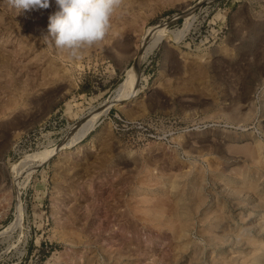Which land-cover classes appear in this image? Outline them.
<instances>
[{
  "label": "rangeland",
  "instance_id": "1",
  "mask_svg": "<svg viewBox=\"0 0 264 264\" xmlns=\"http://www.w3.org/2000/svg\"><path fill=\"white\" fill-rule=\"evenodd\" d=\"M56 10L0 0V264H264V0H122L79 58Z\"/></svg>",
  "mask_w": 264,
  "mask_h": 264
},
{
  "label": "clouds",
  "instance_id": "2",
  "mask_svg": "<svg viewBox=\"0 0 264 264\" xmlns=\"http://www.w3.org/2000/svg\"><path fill=\"white\" fill-rule=\"evenodd\" d=\"M51 0H9L19 13L22 10L47 9ZM122 0H55L57 10L49 16L47 44L67 50L79 58L81 50L103 41L111 19Z\"/></svg>",
  "mask_w": 264,
  "mask_h": 264
},
{
  "label": "bare ground",
  "instance_id": "3",
  "mask_svg": "<svg viewBox=\"0 0 264 264\" xmlns=\"http://www.w3.org/2000/svg\"><path fill=\"white\" fill-rule=\"evenodd\" d=\"M164 30L162 26L160 27L151 26V27H148L143 32L142 37L140 39L139 48L134 54L136 61L134 65L132 64L133 65L132 67L127 69L125 78L123 82L120 84L117 94L112 99H110V102L108 105L104 104L106 106L105 107L106 109H109L114 104L130 101L133 98V88H134V83H135L134 79H136L135 74L137 72V68L139 64H141L142 62L146 60V58L150 55V53L154 50V48L163 39L167 37V33ZM94 119H96V116L85 118L83 121L79 122L76 129L72 133L69 143L66 144V146L62 150H66L72 147L73 145L79 143L84 138V136L91 130Z\"/></svg>",
  "mask_w": 264,
  "mask_h": 264
}]
</instances>
